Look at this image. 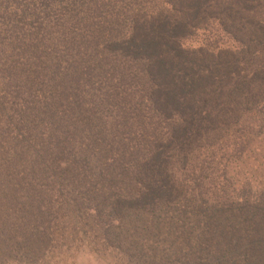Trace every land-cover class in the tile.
I'll return each mask as SVG.
<instances>
[{
  "label": "trees",
  "instance_id": "1",
  "mask_svg": "<svg viewBox=\"0 0 264 264\" xmlns=\"http://www.w3.org/2000/svg\"><path fill=\"white\" fill-rule=\"evenodd\" d=\"M260 136L264 0H0L10 256L66 225L127 264H264Z\"/></svg>",
  "mask_w": 264,
  "mask_h": 264
},
{
  "label": "rangeland",
  "instance_id": "2",
  "mask_svg": "<svg viewBox=\"0 0 264 264\" xmlns=\"http://www.w3.org/2000/svg\"><path fill=\"white\" fill-rule=\"evenodd\" d=\"M216 33L215 31L214 34ZM212 36L213 34L210 36L209 32L208 34L198 33V35L189 40L187 44L200 47L210 41H214ZM218 43L221 47L230 46V42H228L226 38H221V41ZM261 136L257 139V141H259L255 144L256 152L259 153V155L260 153H264V142L262 144L260 143ZM257 158L258 157L253 156V159ZM251 162H253V165L260 164L262 168L264 167L263 157H260V159L256 161L252 160ZM252 167L253 170H255L256 166ZM253 170L251 171V166L249 168L248 165L245 166L242 163L239 167L235 164L231 173L237 185H242L245 181H250L255 184L257 182H254L252 178V175H254ZM64 227L65 231L63 232L62 226H56V233L53 234L51 242L46 243L42 249L33 253V256L25 254L27 253L26 250L19 253H17V251H11L10 256L8 252L12 244L8 246L7 249L0 244V264H127L126 262L124 263L122 258L116 255V253L112 254V252L109 251L106 253L107 255L103 254L102 256H98L86 243H79L81 236H73L72 233L66 229V225H64Z\"/></svg>",
  "mask_w": 264,
  "mask_h": 264
}]
</instances>
